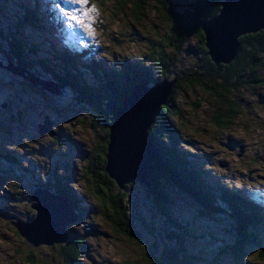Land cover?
<instances>
[{
    "label": "rangeland",
    "instance_id": "obj_1",
    "mask_svg": "<svg viewBox=\"0 0 264 264\" xmlns=\"http://www.w3.org/2000/svg\"><path fill=\"white\" fill-rule=\"evenodd\" d=\"M193 2L174 1L179 10L189 9ZM55 4L68 10L81 7H69L63 0H0V31L20 34L39 50L46 51L51 45L58 50L68 46L77 54L87 52L106 68H113L123 59L145 61L168 31L169 22L157 14L154 5H150L146 19L137 21L136 14L129 9L120 11L113 0H88L85 10L96 9L89 13V34L88 29L69 24ZM24 8L41 11V28L19 20ZM1 45L0 39V61L5 63ZM42 53L37 50L33 60ZM194 65V58L183 54L173 75L188 82ZM155 76L162 81L160 73ZM49 77L43 79L51 80ZM199 87L182 85L176 101L181 116L172 120L183 137L181 148L187 160L204 173L207 186L239 194L264 215V86H248L227 96L241 112L228 126L215 121L216 113L221 114L226 108L219 106L209 90ZM2 105L6 108L0 111V264H60L54 248L64 245L34 248L14 227L18 221L31 223L35 219L31 197L38 185L56 179L55 176L68 178L71 193L86 210L82 211V221L66 229L69 239L85 238L82 264H156L154 260L162 250L179 245L170 235L178 230L161 215L139 182L128 192L129 204L125 199L139 240L116 234L102 217V205L94 198L84 172L86 157L104 135L92 130L90 109L77 101L70 89L54 96L0 69ZM45 117L52 121L55 138L40 135L39 126ZM9 154L12 157L8 158L16 160V164L9 159V165L5 162ZM117 187L115 195L119 192ZM164 192L170 198V217L187 230L182 248L192 258L191 264H234L232 247L238 246V225L226 215L204 211L171 184L165 185ZM249 232L256 235L258 242L252 239L245 243L243 263L264 264V224L251 226ZM29 258L31 262L27 261Z\"/></svg>",
    "mask_w": 264,
    "mask_h": 264
},
{
    "label": "trees",
    "instance_id": "obj_2",
    "mask_svg": "<svg viewBox=\"0 0 264 264\" xmlns=\"http://www.w3.org/2000/svg\"><path fill=\"white\" fill-rule=\"evenodd\" d=\"M120 11L129 9L136 14L137 21L147 17L150 5H154L159 16L169 22L168 31L163 41L155 44L148 53L145 61L136 62L123 59L113 68L104 65L82 52H72L68 46L61 50L47 45L46 51L39 50L34 44L27 43L26 37L15 34L9 35L0 31L3 55L31 73H37L41 78L49 77L51 80L70 89L77 96V101L90 109V126L92 130L102 133L97 137V145L86 157L85 177L94 198L102 205V217L113 227L116 234L125 235L132 239H140L134 231L131 221V212L126 205L129 204V195L133 184L120 190L115 181L106 173V156L110 126L118 112L121 111L124 101L131 95L135 88L141 84L154 86L162 82L177 81L167 104L162 107L160 116L149 130V135L154 141L156 158L153 164V183L147 192L158 207L157 209L166 218L178 233L170 232L171 237L177 240L176 248L166 247L160 252V257L155 259L156 264H191L192 258L187 256L182 248L187 230L177 224L168 213L170 198L165 195L166 184H171L188 197L204 211L211 214L226 215L237 226L238 246H233V263L244 264L245 243L252 240L256 243V235L251 234V226L257 228L264 224V215L258 213L257 206L242 200L238 195L228 189L211 188L202 178L204 173L198 170L195 164L189 162L181 148L183 137L178 125L172 120L179 119L180 110L176 107L178 91L187 83L188 88H206L215 96L216 102L226 111L215 116V121L220 125H230L233 118L240 112L238 105L231 102L227 96L231 92H239L248 86H264L262 72L264 70V31L248 35L240 39L238 56L230 65L216 66L212 63L205 46V37L202 25L218 16L224 0H194L189 9L179 10L175 0H113ZM22 19L19 20L39 29L41 11L39 9L22 10ZM17 36V38H16ZM42 51V55L33 60L34 55ZM65 50V51H64ZM183 54L192 56L195 65L193 75L188 82L182 77L173 75L179 66ZM148 61V63L146 62ZM41 70V73L37 71ZM5 71V70H4ZM36 71V72H35ZM158 72L162 76L159 81L155 76ZM167 143V144H166ZM177 147V149H176ZM5 162H13L11 154L6 156ZM10 160V162L8 161ZM23 164V162H21ZM47 183H41L38 188L64 196L75 207V213L82 221V202L68 187V178L57 177ZM66 179V180H65ZM118 188L117 195L114 194ZM81 203V204H78ZM83 208V209H81ZM32 209V206H31ZM78 221V222H79ZM173 228V229H174ZM84 239V240H83ZM83 239H69L64 246L55 247L57 263L82 264V256L86 250V241ZM27 261L31 262L29 258Z\"/></svg>",
    "mask_w": 264,
    "mask_h": 264
},
{
    "label": "water",
    "instance_id": "obj_3",
    "mask_svg": "<svg viewBox=\"0 0 264 264\" xmlns=\"http://www.w3.org/2000/svg\"><path fill=\"white\" fill-rule=\"evenodd\" d=\"M201 29L212 63L230 65L238 56L240 39L264 31V0H224L218 16L205 22ZM4 57L5 63L0 61V69L31 86L54 96H61L66 89L17 66L9 56ZM176 83L174 80L154 86L139 85L124 101L110 126L105 170L120 190L134 181L146 189L151 188L156 152L149 130L167 104ZM1 108L6 106L2 105L0 111ZM39 132L41 136L55 138L49 117H45ZM243 152L241 147L240 153ZM31 199L34 202L32 210L37 215L31 223L18 221L14 225L18 234L34 248L65 245L69 240L67 227L79 221L73 204L64 196L43 188H37Z\"/></svg>",
    "mask_w": 264,
    "mask_h": 264
},
{
    "label": "snow or ice",
    "instance_id": "obj_4",
    "mask_svg": "<svg viewBox=\"0 0 264 264\" xmlns=\"http://www.w3.org/2000/svg\"><path fill=\"white\" fill-rule=\"evenodd\" d=\"M63 4L71 7L72 5H80V8H71V10L62 8L60 4H55L54 6L59 9L63 17L69 24H76L77 26H82L88 29L89 34H92V17L89 13H95V7H87L88 0H63ZM151 264V262H149Z\"/></svg>",
    "mask_w": 264,
    "mask_h": 264
},
{
    "label": "bare ground",
    "instance_id": "obj_5",
    "mask_svg": "<svg viewBox=\"0 0 264 264\" xmlns=\"http://www.w3.org/2000/svg\"><path fill=\"white\" fill-rule=\"evenodd\" d=\"M154 146H155V144H154Z\"/></svg>",
    "mask_w": 264,
    "mask_h": 264
}]
</instances>
